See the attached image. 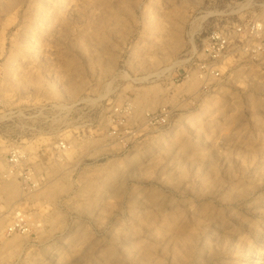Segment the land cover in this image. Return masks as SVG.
Returning a JSON list of instances; mask_svg holds the SVG:
<instances>
[{"label":"rangeland","instance_id":"1","mask_svg":"<svg viewBox=\"0 0 264 264\" xmlns=\"http://www.w3.org/2000/svg\"><path fill=\"white\" fill-rule=\"evenodd\" d=\"M249 21L264 0H0V264H264V35L195 72Z\"/></svg>","mask_w":264,"mask_h":264},{"label":"built area","instance_id":"2","mask_svg":"<svg viewBox=\"0 0 264 264\" xmlns=\"http://www.w3.org/2000/svg\"><path fill=\"white\" fill-rule=\"evenodd\" d=\"M230 26V25H228ZM264 35L263 23L249 21L246 24H235L227 28L216 29L211 31L202 42V55L204 60L196 66L195 72L199 80H206L210 77H218L220 71L218 64L222 63L225 57H228L232 50L240 52L242 55L257 54L261 50L260 40ZM249 37L253 41H258L255 44H248L244 40ZM1 106V103H0ZM118 114L121 111H117ZM166 118L164 111L160 113ZM157 117H149V123H157ZM66 148L64 143L57 145V150L62 151ZM26 159L25 153L18 150H12L8 154L6 163L7 170L4 171L5 177H13L20 175L23 178V183L28 189H35L37 183L31 179L29 173H24L18 168ZM24 175H23V174ZM29 232V222L22 213H16L6 229L8 235L12 234H27Z\"/></svg>","mask_w":264,"mask_h":264}]
</instances>
